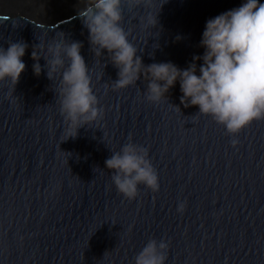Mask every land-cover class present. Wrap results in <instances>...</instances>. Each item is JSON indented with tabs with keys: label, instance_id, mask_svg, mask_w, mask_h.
<instances>
[{
	"label": "water",
	"instance_id": "1",
	"mask_svg": "<svg viewBox=\"0 0 264 264\" xmlns=\"http://www.w3.org/2000/svg\"><path fill=\"white\" fill-rule=\"evenodd\" d=\"M164 2L124 7L121 26L144 66L186 69L203 55L206 21L245 0ZM148 11H159L157 28L140 20ZM61 34L83 45L103 109L102 119L68 139L45 61L36 76L31 59L34 46ZM88 35L80 19L57 29L0 19V47L28 45L12 97L10 83L0 82V264H134L150 239L168 245L165 264H264V119L230 136L196 115L198 106L180 104L179 82L158 104L145 99L146 78L113 91L118 70L106 51L94 57ZM129 138L148 149L159 183L157 192L138 186L132 200L105 168Z\"/></svg>",
	"mask_w": 264,
	"mask_h": 264
},
{
	"label": "clouds",
	"instance_id": "2",
	"mask_svg": "<svg viewBox=\"0 0 264 264\" xmlns=\"http://www.w3.org/2000/svg\"><path fill=\"white\" fill-rule=\"evenodd\" d=\"M124 7L128 11L149 8L150 0H89L78 11L94 57L100 59L106 51L109 62L118 70V78L111 84L113 91L135 86L146 78L145 99L158 104L179 82L180 104L185 108L198 106L196 115L211 117L230 136L254 120L264 119V3L245 0L238 8L207 20L199 45L204 49L203 55H194L186 69L171 62L144 66L136 55L138 47L129 41L128 32L121 26ZM159 11H148L140 20L146 27L157 28ZM82 46L78 41L68 42L61 34V38L55 36L46 46H34L31 53L34 75H40L38 61L43 58L46 77L55 83L52 91L67 125V139L75 138L79 128L90 127L103 118V109L98 108L93 93L90 69L80 54ZM27 48L23 41H9L6 50L0 47V82L10 83L8 97L13 96L25 70L22 57ZM197 61H202L198 69ZM231 143L236 147L238 142L233 139ZM111 152L105 168L112 173L113 185L124 198L134 199L141 185L152 192L159 190L158 175L147 148L129 138L119 151ZM184 210L185 203L178 204L177 212L183 214ZM167 249L163 240L150 239L134 264H165Z\"/></svg>",
	"mask_w": 264,
	"mask_h": 264
},
{
	"label": "bare ground",
	"instance_id": "3",
	"mask_svg": "<svg viewBox=\"0 0 264 264\" xmlns=\"http://www.w3.org/2000/svg\"><path fill=\"white\" fill-rule=\"evenodd\" d=\"M89 0H0V19L57 29L78 20Z\"/></svg>",
	"mask_w": 264,
	"mask_h": 264
}]
</instances>
